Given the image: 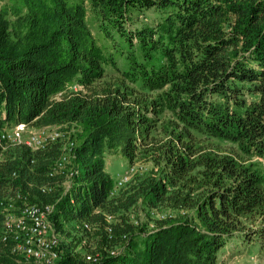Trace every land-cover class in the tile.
I'll return each mask as SVG.
<instances>
[{
	"label": "trees",
	"instance_id": "obj_1",
	"mask_svg": "<svg viewBox=\"0 0 264 264\" xmlns=\"http://www.w3.org/2000/svg\"><path fill=\"white\" fill-rule=\"evenodd\" d=\"M19 122L65 131L74 173L50 175L63 139L2 149L0 229L11 198L52 204L63 264L264 251V0H0V126ZM109 156L139 165L119 187Z\"/></svg>",
	"mask_w": 264,
	"mask_h": 264
},
{
	"label": "built area",
	"instance_id": "obj_2",
	"mask_svg": "<svg viewBox=\"0 0 264 264\" xmlns=\"http://www.w3.org/2000/svg\"><path fill=\"white\" fill-rule=\"evenodd\" d=\"M80 85H74L77 90ZM25 134H27L25 136ZM66 132L59 127H40L34 131H28V124L19 122L12 128L0 126V145L11 141L24 143L33 150L44 148L50 142L62 139ZM74 141H69L64 146V152L57 159L51 176L59 173L65 174L64 185L66 189L70 187V179L74 173L73 170L65 172L66 164L70 160ZM1 148V146H0ZM142 168V167H140ZM136 171V166L127 167L121 178L116 182L119 187L125 184ZM50 185H43L42 190L46 191ZM14 202L11 201L4 211L2 226L0 229V240L9 246L13 255L17 256L19 264H63L60 250L61 236L54 228L49 218L54 206L52 204L39 205L37 203H24L20 207V212L11 211L15 209ZM154 216L165 218L168 212H152ZM171 215V214H170ZM112 221V216H108ZM88 226V224H85ZM150 227H154L153 222H149ZM112 254L116 249L111 250ZM86 260L95 262L98 258L92 254L86 255Z\"/></svg>",
	"mask_w": 264,
	"mask_h": 264
},
{
	"label": "rangeland",
	"instance_id": "obj_3",
	"mask_svg": "<svg viewBox=\"0 0 264 264\" xmlns=\"http://www.w3.org/2000/svg\"><path fill=\"white\" fill-rule=\"evenodd\" d=\"M147 17L148 18L145 19V22H150L153 16L147 15ZM34 129H36V127L28 125V131H34ZM70 132H72V130ZM26 135L27 134H25V136ZM62 139L65 141L64 145H67L69 141H72V138L70 136H64ZM18 143L19 142L17 141H11L5 144H1L0 157H1L2 149H5L6 146L10 144L14 145ZM135 166L137 170L139 165H135ZM141 166L143 167L140 169V171L146 170L147 168L148 170L152 168L151 164L141 165ZM107 167H108V171L114 175V177L116 178L115 181L117 182L121 178L126 167H128V163L124 158H121L119 156H109ZM147 213L148 212H146V210L142 208H137L136 210H134V212H132L131 218L133 219V222H135L136 224H141L142 222L146 223L150 219V215ZM60 236L66 242V245H68L69 239L66 238V235L61 233ZM94 256H96L97 258L99 257L98 255H94ZM218 264H264V251H260L258 248H256L252 253L249 252L245 253V251L240 252L238 251V249H236L235 251L230 250L229 252H226L225 254L221 255Z\"/></svg>",
	"mask_w": 264,
	"mask_h": 264
}]
</instances>
